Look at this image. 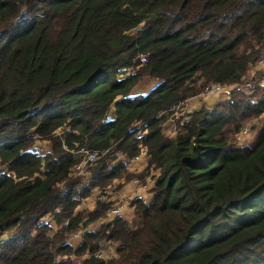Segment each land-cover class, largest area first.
Segmentation results:
<instances>
[{
	"label": "trees",
	"instance_id": "obj_1",
	"mask_svg": "<svg viewBox=\"0 0 264 264\" xmlns=\"http://www.w3.org/2000/svg\"><path fill=\"white\" fill-rule=\"evenodd\" d=\"M263 50L264 0H0V264H264V89L191 112L173 139L160 127L205 86L242 84ZM140 75L156 84L129 97ZM257 118L253 141L231 143ZM139 146L149 202L82 231L108 206L76 205L139 179ZM80 149L107 151L85 178ZM101 242L113 258L95 257Z\"/></svg>",
	"mask_w": 264,
	"mask_h": 264
},
{
	"label": "built area",
	"instance_id": "obj_2",
	"mask_svg": "<svg viewBox=\"0 0 264 264\" xmlns=\"http://www.w3.org/2000/svg\"><path fill=\"white\" fill-rule=\"evenodd\" d=\"M264 89V50L259 59H257L254 64L250 67L249 71L245 75V81L242 84H232V85H219V84H210L203 88L200 94L197 96L188 99L181 105H178L172 108L169 113H167L164 117L165 119L161 122L160 127L163 132L167 131H175L178 130L187 120L188 115L193 112L192 105L190 102L192 100H197L198 104L204 100L207 96H213L217 100L225 101L229 100L233 91H249V90H261ZM172 134V133H171ZM238 135L243 140L249 136V131L246 127H242L239 132L235 135L236 140L238 139ZM107 151L104 150L101 153L95 151H89L85 149H80L76 153L80 155L79 162L73 167L72 171L75 174H83L85 172V168L95 163L102 155H104ZM146 150L139 146V152L137 156L133 159L137 160L139 157L145 158ZM155 174V172H154ZM149 181L154 182V180L149 176ZM133 186L145 188L146 185H140V181L137 178H134L130 181ZM104 194L103 192L97 191V200H100V194ZM143 202V201H142ZM144 203V202H143ZM127 211H129V205H127ZM131 210V209H130ZM108 213L115 218L125 213L124 204H120L111 208ZM130 215V214H129ZM66 223H64L65 225ZM81 234L80 231L75 232L71 235V239H75L79 237ZM95 257L101 258L102 253L98 252L95 254Z\"/></svg>",
	"mask_w": 264,
	"mask_h": 264
},
{
	"label": "rangeland",
	"instance_id": "obj_3",
	"mask_svg": "<svg viewBox=\"0 0 264 264\" xmlns=\"http://www.w3.org/2000/svg\"><path fill=\"white\" fill-rule=\"evenodd\" d=\"M136 69H130V70H128V72L129 71L133 72ZM154 83H156L155 80L149 79L148 77H146V75H140L137 84L133 87V89L129 92V94H132V93H134L136 91L143 93V92L147 91L149 89V87H151ZM217 102H218V100L215 99L212 103H210V105L208 107H206V109L207 110H211L216 105ZM166 114L167 113H163L162 114L163 117ZM164 119H165V117H164ZM261 124H262V118H257L255 120H252L251 122L245 123L243 125V127H246L247 128V130L249 131V136L247 138L243 139V140L240 139L241 137L239 135H238V139L237 140H236L235 136H233L231 138V140H230L231 143H233L235 146H240V145L242 146V145H246V144L250 143L251 141L254 140V137H255L256 133L258 132V130L261 127ZM177 131L178 130L169 131V132H167V131L163 132L162 131V132L165 135V137L167 138L168 136H171V135H172L171 137H174L176 135ZM48 145H49V143L46 142V141H35L34 144H33V146L38 147V148H41L43 150L49 149L48 148ZM146 165H147V163H146ZM139 174L141 176V177L139 176V179L141 181L144 180L145 177H149V173L145 174L144 171H142ZM77 175H79V177H83V178L87 177V173L86 172H84L83 174H77ZM135 176L138 177V175H135ZM121 180H123L126 183L129 181V179H124V177L122 176L118 180L117 179H114L112 181H109L107 183V186L106 187H104L103 189L98 190V192H103L104 191V194L103 193L100 194V197H101L100 200H97L96 199L97 198V194H96L97 191H92V193L89 196H87L85 198H82L83 200L86 199V201H89L90 200V203L91 202H94V204H95L96 201H99L102 204L103 203L104 204H107V206H108L107 210L102 214L101 217H99V219H97V220L93 221L92 223L88 224L84 229H82V231H95L96 229H98L100 227L101 224L108 223L107 221H109V218L106 217V214L108 213L109 209H111L112 206H113V204H114L113 201H114V199L117 196V191L119 190L118 188L120 187L119 186V184H120L119 182ZM92 195H95V196H92ZM81 200L76 205L74 211H76L77 208H80L81 209V210H77V211H84V212H89V211H92L93 210L94 205L91 208H88V207H84L83 208V205L84 204L81 203ZM122 218L125 219V216H122ZM43 221L49 222V225L52 228V230L50 231V234H52L59 227L58 225L57 226L54 225V223L51 222V220H49V217L48 216L47 217H44L43 218ZM82 231H80L81 234H82ZM81 234L79 235V237H77L76 239H74L75 241H71L70 240L71 237L68 238L67 241H68L69 245H72L71 246L72 249H76L78 247L77 245L81 242ZM6 235H10V233H7ZM76 243H78V244H76ZM101 244H102V247L100 248V250L102 252V257L101 258H103V259L113 258L114 255H115L114 250H115V247H116V243H112V242H101ZM84 257H85V255H81V256H70L69 259H70V261L73 264H79V262ZM63 258H64V256L58 255V256L55 257V260H61Z\"/></svg>",
	"mask_w": 264,
	"mask_h": 264
},
{
	"label": "crops",
	"instance_id": "obj_4",
	"mask_svg": "<svg viewBox=\"0 0 264 264\" xmlns=\"http://www.w3.org/2000/svg\"><path fill=\"white\" fill-rule=\"evenodd\" d=\"M156 83H154L151 87H149V89L143 93L141 92H134L132 94H129V97H134V96H138V95H145L147 92H149L155 85ZM133 89V88H132ZM216 98L213 97V96H207L204 98V100H202L201 103L198 104V101L197 100H192L190 102V104L192 105V109L191 110H194V111H198L200 108H204L206 109V107H208L210 105V103H212ZM202 106V107H201ZM193 111V112H194ZM172 136V135H171ZM171 136H168L167 138L168 139H173L174 137H171ZM139 145V144H138ZM41 155H44L46 153H48L50 151V147L48 145V148L49 149H41V148H38V147H35L33 146ZM139 152V151H138ZM147 160H148V156H145V158H142V157H139L137 160H134L132 159L130 162H129V165L127 166L126 168V171L127 173H131L133 175H137L139 173H141L142 171H144V169L146 168V163H147ZM156 174V172H155ZM136 178V177H134ZM133 178V179H134ZM140 185H146L145 188H141V187H137V186H133L129 180L127 183L124 182L123 180H121L119 183V190L117 191V196L116 198L114 199V204L113 206H117V205H120V204H124V207H125V213H122L121 217L122 216H125V219L124 220H127L129 219L130 215H131V210L129 209V211H127V208L129 205V208H130V204L133 200L135 199H141L144 203H148L149 202V190L150 188L153 186L154 182H150L149 181V178L148 177H145L144 180H140ZM97 194V193H96ZM92 196H95V195H92ZM81 203L84 204L83 205V208L84 207H88V208H91L93 207L94 205V202H91L90 203V200L89 201H86V199H82L81 200ZM113 207V208H114ZM77 210H81L80 208H77ZM75 211V212H79V211ZM130 214V215H129ZM129 216V217H128ZM106 217L109 218V221L107 222H110L112 220L115 219L114 216L110 215L109 213L106 214ZM128 217V218H127ZM105 224V223H104ZM103 225V224H101ZM100 225V226H101ZM82 235V234H81ZM76 239V238H75ZM71 241H75L74 239H70ZM73 243V242H72ZM78 244V243H76ZM80 244V243H79ZM78 244V245H79ZM77 245V246H78ZM72 246V245H71ZM75 246V245H74Z\"/></svg>",
	"mask_w": 264,
	"mask_h": 264
}]
</instances>
